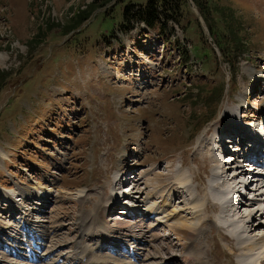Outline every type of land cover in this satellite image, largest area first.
<instances>
[{"label":"rangeland","instance_id":"1","mask_svg":"<svg viewBox=\"0 0 264 264\" xmlns=\"http://www.w3.org/2000/svg\"><path fill=\"white\" fill-rule=\"evenodd\" d=\"M149 1L114 0L80 15L95 0H0V59L8 58L0 64V229L11 235L26 219L48 233L54 263H83L75 244L82 238L91 248L92 236L82 235L81 217L110 195L104 222L112 205L126 203L125 197L113 203V194L116 176L128 166L138 182L134 200L145 215L158 214L143 216L132 240L137 227L127 230L121 212L122 221L108 223L111 240L135 244L146 264H258L264 202L250 184L252 200L239 197L235 203L246 206L217 223L220 205L205 192L218 171L233 191L231 175L239 168L218 170L214 145L201 148L218 141L206 138L211 129L236 136L234 122L250 134L264 129V0H208L213 32L190 0L185 29L171 24L175 34L167 44L143 25L129 33L120 28L126 7ZM26 191L47 205L26 199ZM246 210L254 217L243 221ZM234 221L241 224L232 233L236 242L229 237ZM245 240H257L256 251L245 250ZM14 263L21 264L0 249V264Z\"/></svg>","mask_w":264,"mask_h":264},{"label":"bare ground","instance_id":"2","mask_svg":"<svg viewBox=\"0 0 264 264\" xmlns=\"http://www.w3.org/2000/svg\"><path fill=\"white\" fill-rule=\"evenodd\" d=\"M8 61V58L6 57V56H2L1 57V59H0V64H2V66L3 65H5V63ZM231 116V114L229 113L228 114V116ZM230 116H229V118L228 119H230ZM227 119V120H228ZM232 130V129H231ZM240 131L238 130L236 133H239ZM235 133V134H236ZM226 134H230V133H226ZM239 134H241V133H239ZM212 135H217V136H221V141H219L218 139V141H216V140H211V142L209 143V144H205V145H203L202 146V148L201 149H203V151H205V152H207V149H209V147H213V145H214V147L213 148H216L217 147V145L219 144L220 146L219 147H221V148H224V138L222 139V137H224L225 136V134H222V135H219V133H214L213 134V130L211 129V130H209L208 131V133L206 134V138H210ZM250 135V132L249 131H245V132H243L242 133V136H249ZM242 139V138H241ZM198 145V144H197ZM262 145V142L261 141H259V142H257V143H255V146L256 147H259V146H261ZM211 150V149H210ZM224 150V149H223ZM201 151V150H200ZM243 151H241V153H242ZM209 153V152H208ZM213 153H215V155H216V152H215V150H213ZM244 153V152H243ZM255 153H257V151H253V152H251V156H254L255 155ZM196 156V155H195ZM200 156V155H199ZM199 156H197V158L194 160L196 163H199V160H200V158H199ZM205 156V155H204ZM203 156V157H204ZM248 158V157H247ZM201 160H202V158H201ZM204 160V159H203ZM217 160V159H216ZM132 161V160H131ZM230 161H231V163H224V162H221L220 160H217V162H216V165H218V167H219V169L218 170H220V168L223 166L224 167V169H225V172H227V168L229 167V172L231 173V171H235V166H233L234 165V163H236L237 164V160H235V159H230ZM233 162V163H232ZM202 163V162H201ZM243 163H245V162H243ZM196 165V164H195ZM226 165H229L228 167L226 166ZM245 165H248V164H246L245 163ZM185 166V165H184ZM222 167V168H223ZM250 167H252V166H250ZM239 172V171H238ZM221 172H219L218 171V174H216L215 175V177H216V181H215V183H214V186L213 185H209L208 186V192H205V197H206V200L208 201V202H210V201H213V202H217L220 206H219V208H220V210H221V212L223 213V214H226L227 212H229V211H231V213H233V212H235V213H237V212H240L241 211V209H243L245 206H246V204H243L242 206H240V204H242V203H240L239 205H237V204H235V201H237V200H240L237 196L236 197H232L233 195H232V192H235L236 190H233V191H229L228 189H225V186L227 185L230 189H231V186H232V184H230V183H228L229 181H228V178H227V180L225 181V183H221V181H222V178H223V174L224 173H221ZM241 174H244V170L240 173V175ZM120 176V175H119ZM231 177H232V175H231ZM230 177V178H231ZM235 179V177H233V179H231L230 180V182H232L233 180ZM180 181V180H179ZM181 181H183L182 179H181ZM181 181H180V183H181ZM184 181H186V179H184ZM136 182V181H135ZM138 183V182H137ZM187 183V182H186ZM235 183V182H234ZM263 183H264V181H263ZM262 183V184H263ZM256 184H258V183H256ZM181 185H182V183H181ZM240 185V184H239ZM137 186L138 185H136V187L134 188V192L132 191H130V199H132V201L134 200V198L136 197H134V195H136L137 194V192H136V188H137ZM187 186V185H186ZM234 186V185H233ZM257 186V185H256ZM255 186V187H256ZM262 186H264V184L262 185ZM215 187L217 188V192H216V194L215 195H213V192L215 191ZM186 188H188V187H185V189ZM172 190H174V187L172 188ZM263 191V190H262ZM27 193L25 194V195H30V196H26V199L28 198V199H30V197H32L34 200H45V202L41 205L42 207H45V205H47L46 203L48 202L47 200H46V198H42L41 197V195H39V194H34V193H32L31 191H26ZM239 192V191H238ZM235 193V194H237V195H239V193ZM135 193V194H134ZM207 193V194H206ZM126 194V193H125ZM24 195V196H25ZM117 195V194H116ZM179 195V194H178ZM123 196V195H122ZM180 196V195H179ZM109 198H108V200H106L107 202H105L104 200H102V203H100L99 204V206L94 210V211H92V212H89V213H87V214H85V215H82V217H81V222H80V230H81V232H82V235H91L92 237H91V239H90V243L92 244V247L91 248H88L87 246H84V241L82 240V239H80L79 241H77V243L75 244L76 245V249H75V247H74V249H75V252L76 251H78V253L77 254H79V251H80V256H81V261L84 259V261H83V263L85 264V262H86V264H110V260H109V258H107L106 256H105V253H103V254H101L100 253V251H99V247L103 244V245H107V246H112V247H118L115 243H113L112 241L113 240H110V232H108V230H107V227L109 226L108 225V221H105L104 222V220H103V218L101 217L102 215H105L106 214V211H107V207H106V203L108 204L109 202L110 203H112V201H111V199H112V195H110V196H108ZM202 197V196H201ZM114 198V197H113ZM124 198V197H123ZM117 199V200H116ZM125 200H126V198H124ZM136 199V198H135ZM246 199V198H245ZM262 199H264V195L262 196ZM121 199L118 197V198H115V201L113 202V203H115V202H117V201H120ZM195 200V199H194ZM248 200V199H247ZM47 201V202H46ZM241 201V200H240ZM249 201V200H248ZM105 203V204H104ZM205 203H206V201H205ZM126 204V203H125ZM141 207V206H140ZM139 208V207H138ZM140 209V208H139ZM136 210V209H135ZM152 210V209H151ZM140 211V210H139ZM220 212V211H219ZM149 213V215H154V214H157V213H155V212H152V211H149L148 212ZM157 216V215H156ZM239 217H241L240 215H239ZM254 217V215L252 214V213H250V212H247V210L245 211V215H243V217H242V220L243 221H245V219H248V218H250V219H252ZM158 219V218H157ZM233 223V226L235 227V228H233V230H232V232H231V235L229 236L234 242H236V239H235V237H234V235L233 234H235L238 230H239V228H240V226H241V224H240V222L239 221H234V222H232ZM22 224H25L26 225V223L23 221V220H21L20 221V225H22ZM106 226H105V225ZM126 227H129L130 226V223H128V222H126ZM134 225H136V227H137V229H136V235H133V238H135V236L137 237V235H138V233H141L140 231H138V230H142V228H143V225L142 224H140V222L139 221H136L135 222V224ZM124 226V225H123ZM180 227H182V228H188V226H187V224H183V223H180V225H179ZM246 228V226H244V229ZM247 228H249V226L247 227ZM134 231H135V229H134ZM15 232L18 234L19 233V231L18 230H15ZM14 232V233H15ZM233 233V234H232ZM113 234V233H112ZM131 235H132V233H131ZM139 237H140V239H141V241H142V239L144 238V239H146V236H140L139 235ZM16 239V238H15ZM260 240V239H259ZM137 242V241H136ZM241 242V239L239 238L238 239V243H240ZM257 240H253V241H246L245 240V245H246V249L245 250H247V251H249V252H254V251H256V247H258V245H257ZM134 248V247H133ZM264 248V247H263ZM158 251L160 250V249H157ZM149 252V251H148ZM160 252V251H159ZM79 256V257H80ZM137 262V260L136 261H133V262H129L128 264H137L136 263ZM261 262V263H260ZM258 264H264V260H262V261H260ZM14 264H16V263H14ZM50 264H54V263H50ZM112 264H120V262L118 261V260H114L113 261V263ZM127 264V263H126Z\"/></svg>","mask_w":264,"mask_h":264},{"label":"trees","instance_id":"3","mask_svg":"<svg viewBox=\"0 0 264 264\" xmlns=\"http://www.w3.org/2000/svg\"><path fill=\"white\" fill-rule=\"evenodd\" d=\"M114 0H95L93 5L90 7L89 11H82L80 15H85L92 11V9H97L98 6L105 7L107 4H111ZM198 9L204 21L206 22L209 30L213 32L214 26L212 25V18L210 13L207 11L208 0H192ZM190 0H150L146 7L130 5L126 7L123 12V18L120 22L121 30H125L127 33L134 31L136 28L145 26L149 30H156L160 38L164 41V44L173 43L171 32L173 34L174 30H170V25L175 23L183 27L182 19L183 13L190 8ZM105 4V5H104ZM117 7V6H116ZM108 15V14H107ZM219 21L224 23L223 17L218 14ZM195 26L201 29V24L197 19ZM187 29L191 28V23L186 25ZM185 29L184 27L182 28ZM115 30V29H114ZM112 31V33L114 32ZM227 55V54H226ZM230 59V56H227ZM4 74H0V79ZM216 95V93H215ZM215 96H212V99Z\"/></svg>","mask_w":264,"mask_h":264}]
</instances>
